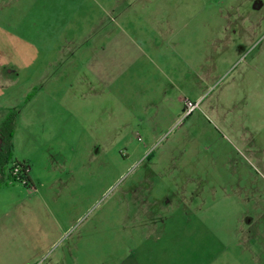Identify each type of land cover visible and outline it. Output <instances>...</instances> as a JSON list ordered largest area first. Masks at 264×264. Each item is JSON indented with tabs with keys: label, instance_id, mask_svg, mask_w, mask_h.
<instances>
[{
	"label": "rangeland",
	"instance_id": "obj_1",
	"mask_svg": "<svg viewBox=\"0 0 264 264\" xmlns=\"http://www.w3.org/2000/svg\"><path fill=\"white\" fill-rule=\"evenodd\" d=\"M117 37L154 59L111 67L109 97L90 59ZM15 112L0 264H130L156 229L199 261L185 196L222 239L208 264H264V0H0V125Z\"/></svg>",
	"mask_w": 264,
	"mask_h": 264
},
{
	"label": "crops",
	"instance_id": "obj_2",
	"mask_svg": "<svg viewBox=\"0 0 264 264\" xmlns=\"http://www.w3.org/2000/svg\"><path fill=\"white\" fill-rule=\"evenodd\" d=\"M105 35V34H104ZM109 37V34L107 33L106 36H104V40H107V38ZM122 39V38H121ZM120 37H117L116 42H103L104 43V47L102 49L103 53H104V57L103 58H99V59H90L92 68H93V73L97 75V80L100 81L102 80L108 87V93L107 95L109 97H111V86H112V82H115V77L112 76L110 74L111 71V67L113 66H118L119 69L121 71H126L128 70V66H132L133 64H135L136 62H139V60L141 61L143 59V57H145V55L149 56L150 59H154L152 57V54H150L149 52L146 53L143 48L146 46V39H141V40H137V43L133 40L132 42L134 43L133 48L134 49H130L126 50L123 49V42L121 41ZM106 44V45H105ZM114 49L112 52H115L117 55L113 56L114 59H111V50ZM145 49V48H144ZM109 54V58L106 57V55ZM157 53L154 54V57H156ZM101 67V69H98L97 67ZM120 91H122L121 89V85H120ZM147 104L148 105H152V106H157L156 101L154 98H148ZM165 103L163 102L162 105L160 106H164ZM195 192H191V194H194ZM167 203H171V202H166V206ZM200 205V204H199ZM175 205L173 204H169V207L167 208V210H175ZM202 206V204L199 206V208ZM177 210H179L180 208L183 211V214L181 217L185 218L187 221H191L193 219V216L197 217L199 220V224L200 226H202L201 229V233L198 236V242L199 245L197 246L198 251L197 252V257L199 259V261H193L191 262L190 259H188V257H184L186 255L182 254V256L178 257L177 259L171 257L170 255H173L175 253L173 252H169L171 249H173V246L170 247L169 242L173 243V240L175 238V236L172 235H166V233H161V232H157V229L155 230V233H153V235L151 236L153 241L152 244L149 247H144L141 250H145V251H135V254L130 258L129 263L130 264H145L144 263V255L145 252L147 251V255L146 257L148 259H152L151 262L149 264H154V258H155V251L156 249H160L163 251V253L160 254V256H158L156 258L155 264H208V263H212V262H216V260L218 259V257L220 256L219 252L222 251V249L219 248H223V243H222V239L218 236H216V234H214V232H211V230L209 229L210 235L208 236L206 234V231L208 232L207 224H206V220H204L202 217L203 215L196 214L193 213L194 210V206L192 204V200H190V198H186V196L183 198V202H181V204H179L177 207ZM176 214H170L169 217L168 215L163 218L161 220V224L164 225L166 227L167 222L168 221H174L176 219ZM180 218V216L178 217ZM163 239H165V243H162ZM203 243V245L201 243ZM140 247V246H139ZM138 247V248H139ZM218 249V250H216ZM150 250V251H149ZM216 250V251H215Z\"/></svg>",
	"mask_w": 264,
	"mask_h": 264
},
{
	"label": "trees",
	"instance_id": "obj_3",
	"mask_svg": "<svg viewBox=\"0 0 264 264\" xmlns=\"http://www.w3.org/2000/svg\"><path fill=\"white\" fill-rule=\"evenodd\" d=\"M16 112L12 116H8L5 118V120L1 123L0 125V133L3 135V145L0 148V183L4 181V165H5V160L7 158V151L6 148L10 146L11 143V138H12V129H13V124H14V119H15ZM11 117V119H10ZM14 164H17L22 167V171L24 172L23 174L26 176V164H23L21 162L15 161ZM12 167L10 172L12 173L13 171ZM13 176V175H12ZM14 177V176H13Z\"/></svg>",
	"mask_w": 264,
	"mask_h": 264
},
{
	"label": "built area",
	"instance_id": "obj_4",
	"mask_svg": "<svg viewBox=\"0 0 264 264\" xmlns=\"http://www.w3.org/2000/svg\"><path fill=\"white\" fill-rule=\"evenodd\" d=\"M184 105H185L184 106L185 112L186 113H190L196 108L197 103L192 102L189 99H185L184 100ZM21 171H22V167L17 165L16 167L13 168L12 175L13 176L18 175V177L21 178V174H23V173H20Z\"/></svg>",
	"mask_w": 264,
	"mask_h": 264
}]
</instances>
